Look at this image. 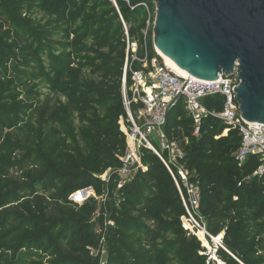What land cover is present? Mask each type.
<instances>
[{
  "label": "trees",
  "instance_id": "trees-1",
  "mask_svg": "<svg viewBox=\"0 0 264 264\" xmlns=\"http://www.w3.org/2000/svg\"><path fill=\"white\" fill-rule=\"evenodd\" d=\"M50 1L0 0L1 60H41L45 50H58L48 32L37 31L40 26L30 28L32 21L23 17L34 3L46 9ZM93 1L95 6L99 1L106 5L109 10L103 15L109 18L96 22L90 33H101L99 41L110 43L108 54L95 52L96 57L90 58L95 78L77 76L66 81L55 71L56 78L43 79L53 93L69 100V113L85 114L94 106L109 111L104 118L96 115L91 124L107 135L105 144L87 149L76 143L74 154L64 156L58 132L33 126L31 100L16 87L30 70L19 71L12 79L0 72V264H100L92 256L98 244L91 223L94 201L78 207L69 197L88 188L100 193L102 182L94 174L122 166L118 154L126 149L119 126V118L126 114L122 101L127 56L124 23L130 39L141 46L147 32V49L151 58L156 57L152 41L156 6L154 0H117L120 14L109 0ZM72 27L65 31L67 38ZM138 54L144 56L142 48ZM127 84H133L131 74ZM112 104L118 106L113 110ZM204 105L211 112H221L223 99L209 97ZM59 115L57 110L52 121L57 123ZM226 130L229 133L223 136ZM164 131L169 140L180 139L185 132L193 144L186 149L187 166L194 171L191 183L199 187V213L208 233L218 237L225 232V249L217 253L224 264H264V178L254 177L259 166L256 156L242 167L238 164L240 131L210 116L196 138L193 118L182 102L170 111ZM143 164L148 170L139 171L119 191L122 202L111 212L115 226L106 234L107 264H205L202 242L183 228L181 220L187 212L172 175L148 150H144ZM248 177L254 178L243 181ZM111 181L118 184V177L113 175ZM114 185L110 186L112 195ZM247 223L256 225L254 238L243 233Z\"/></svg>",
  "mask_w": 264,
  "mask_h": 264
},
{
  "label": "rangeland",
  "instance_id": "rangeland-1",
  "mask_svg": "<svg viewBox=\"0 0 264 264\" xmlns=\"http://www.w3.org/2000/svg\"><path fill=\"white\" fill-rule=\"evenodd\" d=\"M109 1L112 2L116 7L117 12L121 14L117 0V6L113 0ZM101 2L102 1H99L98 5L95 6L96 1L93 0H51L50 3H48L46 9H40L38 7L39 2L34 3L35 7L24 12L23 17L32 21V24L29 25L30 28L34 26H40L37 31L42 29L48 32V34H50V40L57 42L59 45L58 50H45L47 53L43 55L41 60L40 58H37L36 60H27L24 57H12L9 60L0 59V72L3 74H9L11 79L14 78V74H20L19 71L30 70V73H26L28 76H23L22 80L17 83L16 87L18 88V91L22 93L23 97L28 96L30 98L29 100H31L29 104L33 107V112H35L33 117V126L38 130L46 131L51 129V132L52 130H56L58 132V140L61 143L60 152L64 156L74 154L73 148H75L76 143L87 149H91L93 146L99 144H105L107 142V135L99 129H94L91 124L92 121L97 118V116L104 118L110 113L107 109L99 110L97 106H94V109L91 112L85 114H80L77 111L69 113V100L61 94L53 93L50 90L49 85H46L43 76L46 78L48 76L47 79L56 78V74H54V72L57 71V74L61 75V78L65 79L66 81H73L77 76H80L81 78L83 77L84 79L93 78L94 75L91 73L94 67L90 58L96 57L95 52H101L103 54H108L110 52V43L104 44L99 41L101 40V33H97L95 35L90 33V30L97 26L98 23L96 22H101L106 18H109V15H103L109 9L106 7V5H100ZM149 22L150 21L147 23L148 27L150 26ZM72 25L73 27L70 33L71 35L69 38H67L65 31L69 30L70 26ZM124 26L125 33L123 32V34L127 36V34L129 35V31L125 23ZM144 33V44L143 46H141V43V45L139 44V49H143L144 56H140L138 54L140 59L145 57L147 48V32L144 31ZM153 39L154 38L152 37V41ZM113 40L114 39H112V44H114ZM131 41L136 40L131 39ZM155 54L158 61L161 64H164L165 61L156 50ZM150 59H155V57L151 58L150 56ZM126 60L124 64L126 63ZM130 60H132V57ZM138 67H141V65L138 64ZM129 88L130 87L128 86V90ZM115 97L117 98V95H115ZM122 99L123 107L125 109L123 92ZM116 106L118 105L112 104L111 108L114 110ZM57 110H60V115L56 123L52 121L51 118ZM133 112L135 111L133 110ZM113 113L114 112H112V114ZM69 116H71V118H69ZM182 133L183 136H181L180 139H170V141L177 148L178 154L182 156L181 159L177 160V166H179V168L183 167L184 169L188 170L190 177L192 178L194 176V171L190 170V168L187 166L186 149L188 146H193V144L188 141L186 133ZM228 133L229 131L226 130L223 136H227ZM154 138L155 136L152 135L150 140L155 146H157ZM122 155H124L122 152L118 154L119 160L122 158ZM100 170H102V167ZM103 170L104 171H101L100 173L94 174L102 182L100 193L96 192L93 188H88L84 190L87 191L85 196L83 194H80L76 197L71 195L69 197V201L77 204L78 207H82L89 201H94L95 212L91 219V223L93 226L92 231L98 240V244L94 248V255L95 257L100 256V264H107L108 246L106 244V234L108 233L109 228L115 226L113 220L111 219V212L115 208H118L119 204L122 202L121 196L119 194V191L122 188L119 187V185L115 182L114 184L116 187L112 195L110 186L114 184L113 181H111V178L113 172L116 169L114 167H108ZM174 171L176 172L177 169L174 168ZM136 175L137 174L135 173L130 179L133 180ZM253 178L254 177H252V179ZM252 179L248 177L243 181L251 182ZM80 192H83V190ZM41 194H45L47 197L51 195L44 193V191H41ZM73 207H75V205H73ZM197 220L202 223L203 228L206 229V222L199 212ZM181 221L184 229L188 228L189 230H194L199 239L202 240V247L206 250V252H203L202 255L207 257L205 264H224L217 253L219 248H225L223 244L220 247L217 237H213L214 240L210 239L208 236H206V238L203 237V239L202 235L200 236V234L203 233L202 230L193 229L192 226H189V223L186 221L183 223V218ZM228 224L229 223L226 222L225 226H228ZM259 224H262V222ZM244 228L245 229L243 233L251 234L252 238L256 236L254 233L256 225L254 223H247L245 224ZM220 236L224 239L225 232L221 233V235L218 237ZM169 240H171V235L169 236ZM204 240L207 242V245L204 243Z\"/></svg>",
  "mask_w": 264,
  "mask_h": 264
},
{
  "label": "built area",
  "instance_id": "built-area-1",
  "mask_svg": "<svg viewBox=\"0 0 264 264\" xmlns=\"http://www.w3.org/2000/svg\"><path fill=\"white\" fill-rule=\"evenodd\" d=\"M138 51V42L131 41L127 34V60L124 66L122 87L126 115L119 118L120 131L126 137V149L120 158L122 166L115 170L113 175L118 177V185L123 188L132 181L130 178L135 173L148 170L143 164L144 150L154 153L167 167L180 193L187 212V216L183 217V223L188 222L193 229L202 230L204 238L208 236L214 240L203 228L202 223L197 220L200 210L199 187L191 183L188 170L177 166V160L182 156L178 154L177 148L164 131L168 115L175 106L182 102L193 118L196 138L201 135L204 119L210 116L221 120L229 127L238 129L243 141L235 154L236 160L242 167L251 157L256 156L259 166L254 177L258 178H264V125L249 123L242 118L236 99L237 93L234 91L240 83L237 69L230 76L219 75L217 81H203L189 74L175 72L166 62L161 64L157 57L150 59L147 48L143 59L139 58ZM131 57L132 60H130ZM138 64L141 67H138ZM129 74L132 75L133 84L128 90ZM216 96L223 99L221 112H211L204 105L205 99ZM152 135L155 136L157 146L150 140ZM174 168L177 169L176 172ZM86 193L87 191L84 190L83 192L78 191L72 196L76 197L80 194L85 196ZM185 230L189 235L199 239L194 230L188 228ZM199 240L202 242L201 239ZM222 243L223 240H220V247ZM92 256L100 258V256L95 257L94 249Z\"/></svg>",
  "mask_w": 264,
  "mask_h": 264
},
{
  "label": "water",
  "instance_id": "water-1",
  "mask_svg": "<svg viewBox=\"0 0 264 264\" xmlns=\"http://www.w3.org/2000/svg\"><path fill=\"white\" fill-rule=\"evenodd\" d=\"M155 5V50L203 81L237 69L234 91L242 118L264 125V0H155Z\"/></svg>",
  "mask_w": 264,
  "mask_h": 264
},
{
  "label": "bare ground",
  "instance_id": "bare-ground-1",
  "mask_svg": "<svg viewBox=\"0 0 264 264\" xmlns=\"http://www.w3.org/2000/svg\"><path fill=\"white\" fill-rule=\"evenodd\" d=\"M160 54V56L163 58V60L166 62V64L172 68L175 72L179 73V74H187V72L183 71L182 69H180L178 66H176L173 62H171V60H169L168 58H166L161 52H158ZM188 226V225H187ZM190 226V225H189ZM188 226V227H189ZM202 235L203 238V233L200 234V236ZM204 239V238H203ZM205 241V240H204ZM207 245V242H204Z\"/></svg>",
  "mask_w": 264,
  "mask_h": 264
}]
</instances>
